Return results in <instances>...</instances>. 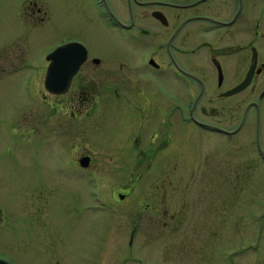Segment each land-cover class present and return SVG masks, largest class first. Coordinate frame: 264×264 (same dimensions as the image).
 Returning <instances> with one entry per match:
<instances>
[{"label": "rangeland", "instance_id": "rangeland-1", "mask_svg": "<svg viewBox=\"0 0 264 264\" xmlns=\"http://www.w3.org/2000/svg\"><path fill=\"white\" fill-rule=\"evenodd\" d=\"M46 1L52 10L56 0ZM250 11L252 45L264 54V0H251ZM8 22L0 18V257L11 264H264L263 191L255 188L239 195L221 188L217 193L205 179L201 187L194 181L185 190V160L197 145L185 149L189 145L184 142L168 162L137 166L125 160L134 156L131 146L115 142L119 127L114 110L91 108L89 121L80 127L63 103L53 112L40 97L34 101L43 87L38 62L61 41L80 39L93 53L130 54L134 60L136 53L123 38L103 26L98 34L74 36L79 33L65 13L58 19L59 31L26 37L27 47L3 48L13 39L3 30ZM23 49L26 64L13 57L23 59ZM101 87L113 93L111 85ZM30 111L32 125L36 122L34 128L41 132L28 128L23 114ZM42 113L50 122L44 117L39 123ZM55 116L58 123L53 126ZM246 131L230 138L217 135L221 156L230 154L225 142L243 140ZM69 139L83 143L72 148ZM83 150L95 160L88 168L76 159ZM166 173L177 190L169 188L168 212L163 214L145 205L152 204L150 186L163 182ZM177 211L181 222L173 226L168 216Z\"/></svg>", "mask_w": 264, "mask_h": 264}, {"label": "flooded vegetation", "instance_id": "flooded-vegetation-1", "mask_svg": "<svg viewBox=\"0 0 264 264\" xmlns=\"http://www.w3.org/2000/svg\"><path fill=\"white\" fill-rule=\"evenodd\" d=\"M250 5L251 0H56L51 10L46 0H0V9L6 8L0 18L9 21L3 30L13 36L3 48H23L26 37L59 31L58 19L65 13L73 31L79 33L74 36L91 31L98 34L100 27H106L113 36L123 38L127 48L134 49L135 59L118 52L110 57L99 55L84 43L85 59L66 89L54 92L45 86L50 63L45 56L37 66L38 83L44 90L42 87L40 96L36 92L34 101L44 100L53 112L59 110L58 102L63 103L80 127L81 122L85 126L89 121L86 117L91 108L114 110L119 127L115 142L121 143L120 147L124 143L131 146L134 156L125 160L137 166L168 162L176 146L184 142L189 145L185 149L197 145L185 160L189 165L185 190L194 181H200L201 187L205 179L217 193L221 188L239 195L255 192V188L264 192V54L252 45ZM24 52L23 59L13 55L17 63L26 64ZM250 70L249 83L230 92ZM106 84L113 93L103 92L101 85ZM50 96L56 97L55 101H49ZM31 115L34 111L23 114L28 128L41 132L42 128H34L36 122L32 125ZM44 117L50 122L42 113L39 123ZM53 119L55 126L57 116ZM243 128L247 130L243 140L225 142L230 154L221 156L216 136L230 138ZM69 143L77 148L83 142L69 139ZM78 154L81 168L92 166L95 160L90 151ZM82 157H88L86 166L80 163ZM168 176L166 173L163 182L150 186L152 204L148 202L145 208L168 212L167 198L173 185ZM127 193L129 190L118 197ZM179 211L168 216V223L180 225ZM138 213L133 217V229L137 228Z\"/></svg>", "mask_w": 264, "mask_h": 264}, {"label": "water", "instance_id": "water-1", "mask_svg": "<svg viewBox=\"0 0 264 264\" xmlns=\"http://www.w3.org/2000/svg\"><path fill=\"white\" fill-rule=\"evenodd\" d=\"M85 54L86 47L80 41H69L57 46L47 55L50 63L45 76V86L54 92L64 91L70 78L85 59ZM251 75L252 72L250 70L243 82L230 90V92L237 91L249 83ZM80 163L86 166L88 164V157H82ZM0 264L10 263L0 258Z\"/></svg>", "mask_w": 264, "mask_h": 264}]
</instances>
